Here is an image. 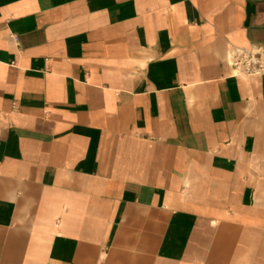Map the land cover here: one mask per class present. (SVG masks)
<instances>
[{"label": "crops", "instance_id": "1", "mask_svg": "<svg viewBox=\"0 0 264 264\" xmlns=\"http://www.w3.org/2000/svg\"><path fill=\"white\" fill-rule=\"evenodd\" d=\"M264 0H0V264H264Z\"/></svg>", "mask_w": 264, "mask_h": 264}, {"label": "built area", "instance_id": "2", "mask_svg": "<svg viewBox=\"0 0 264 264\" xmlns=\"http://www.w3.org/2000/svg\"><path fill=\"white\" fill-rule=\"evenodd\" d=\"M229 64L236 75L264 76V54L260 49L237 47L229 53Z\"/></svg>", "mask_w": 264, "mask_h": 264}]
</instances>
